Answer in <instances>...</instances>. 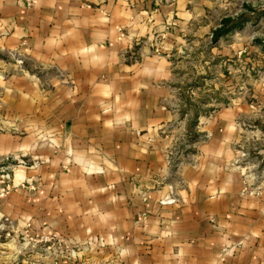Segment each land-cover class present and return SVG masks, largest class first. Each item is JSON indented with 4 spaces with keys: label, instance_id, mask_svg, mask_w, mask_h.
I'll list each match as a JSON object with an SVG mask.
<instances>
[{
    "label": "crops",
    "instance_id": "0c3cea01",
    "mask_svg": "<svg viewBox=\"0 0 264 264\" xmlns=\"http://www.w3.org/2000/svg\"><path fill=\"white\" fill-rule=\"evenodd\" d=\"M215 2L0 0L5 228L100 238L103 250L77 256L114 264H264V184L244 192L241 163L246 145L264 167L262 78L206 104L191 87L211 64L232 77L241 53L253 65L264 42L237 40L249 19L214 15Z\"/></svg>",
    "mask_w": 264,
    "mask_h": 264
},
{
    "label": "rangeland",
    "instance_id": "374dc122",
    "mask_svg": "<svg viewBox=\"0 0 264 264\" xmlns=\"http://www.w3.org/2000/svg\"><path fill=\"white\" fill-rule=\"evenodd\" d=\"M215 1L216 12L214 15L218 16V13L224 10L233 17H237L233 20L234 22L244 20L243 23H246L249 19L250 22L246 24L248 26L247 29L244 33H240L239 36H237V40L248 41V38H251L252 41L257 43L264 42V0ZM244 15L248 16V18H246V16L243 18L242 16ZM241 54H243L241 55V61L234 65V68L238 69L239 72L234 73L232 77L231 74H228V71L225 70L223 72V78H220L219 74L222 72L221 68L216 64H211L207 66L206 80H203L205 79V77H203L200 81L196 80V82H192V89H195V87H201L203 90L202 97L200 98L201 104L212 103L213 101L215 102V99H222L224 101L230 100L231 96H229V90H231L233 86L234 89L240 88V91L253 88L254 85L251 80L253 75H256L257 78H262L261 83H264V52L251 51L248 54L249 56L247 55V59H250L249 62L253 63V65L248 63L247 60H243V57L246 55H244V53ZM226 67L227 66H225V68ZM196 68L200 70L199 65H197ZM260 87H262L261 84ZM244 99L247 100V97H244ZM261 101L262 100L260 98H257V103H260ZM205 137V135H202V137L200 136L202 139ZM246 148V145H243V154H241L242 165L248 167L246 168L247 172L245 175L243 191L252 194L253 196H258L260 195L264 184V167L262 166L261 168V166L258 165V161H254L251 156L248 157ZM24 162L25 165L23 166H34L33 163L28 164L26 160H24ZM10 166L11 161L9 158L0 162V174L5 167H9L5 170V172L10 174V181L14 187V183L11 180ZM255 170H258L257 174H255ZM29 186L35 187L34 184H29ZM103 247L104 244L100 238L91 239L84 244H75L55 233L32 235L29 232H25L18 234L15 233L14 236V233L5 228L3 223L0 222V264H24V260L26 258H13L8 255L12 248L28 251L32 250L43 256L31 258L30 261L32 262H37L41 259L44 261L45 254L52 256V261H56L54 258L55 254H62V258L65 260L64 264H114V262L111 263L109 260H106L101 253L86 257L77 256V253L82 249L103 250Z\"/></svg>",
    "mask_w": 264,
    "mask_h": 264
},
{
    "label": "built area",
    "instance_id": "2783aa9c",
    "mask_svg": "<svg viewBox=\"0 0 264 264\" xmlns=\"http://www.w3.org/2000/svg\"><path fill=\"white\" fill-rule=\"evenodd\" d=\"M19 165H25L24 160H19ZM9 168V167H8ZM7 167L2 170V173L0 174V197H5L9 192L11 191L13 184H11L10 181V174L8 172H5ZM32 187V186H29Z\"/></svg>",
    "mask_w": 264,
    "mask_h": 264
},
{
    "label": "trees",
    "instance_id": "16d2710c",
    "mask_svg": "<svg viewBox=\"0 0 264 264\" xmlns=\"http://www.w3.org/2000/svg\"><path fill=\"white\" fill-rule=\"evenodd\" d=\"M221 23H222V25L231 24L232 23V19L224 18V19H222Z\"/></svg>",
    "mask_w": 264,
    "mask_h": 264
}]
</instances>
